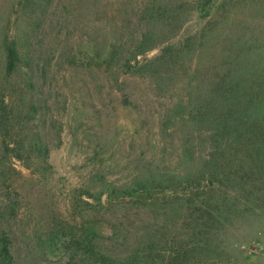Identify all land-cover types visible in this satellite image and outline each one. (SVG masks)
Returning a JSON list of instances; mask_svg holds the SVG:
<instances>
[{
	"label": "rangeland",
	"instance_id": "1",
	"mask_svg": "<svg viewBox=\"0 0 264 264\" xmlns=\"http://www.w3.org/2000/svg\"><path fill=\"white\" fill-rule=\"evenodd\" d=\"M200 2L0 0V264H99L104 252L116 264H160L188 220L206 213L221 229L196 264H264L238 248L264 243V188L248 195L251 143L240 157L235 146L210 160V127L196 115L229 51L255 47L248 60L264 63V0H213L195 19ZM158 5L164 20L141 19ZM147 28L153 37L136 59L168 47L162 66L107 58L109 43L122 41L126 54ZM5 39L22 56L10 77ZM188 103L195 122L184 124ZM222 169L237 171L241 186L209 174ZM136 184L146 187L139 201ZM190 195L233 199L189 217Z\"/></svg>",
	"mask_w": 264,
	"mask_h": 264
},
{
	"label": "trees",
	"instance_id": "2",
	"mask_svg": "<svg viewBox=\"0 0 264 264\" xmlns=\"http://www.w3.org/2000/svg\"><path fill=\"white\" fill-rule=\"evenodd\" d=\"M196 1L199 3L200 0ZM212 2L213 0H202V2H200L201 5L196 9L195 19L209 16ZM147 9L148 8H146L145 11H147ZM167 9L166 12L168 11ZM164 12L165 8L158 5L151 11H148L149 14L145 15V17H141V19L146 22L159 21L163 19ZM151 37H153L152 31L150 28H147L140 42L138 41L136 49L128 51L123 55L120 54L121 51L119 48V46H123L122 41L109 43L106 51L107 58L116 59L117 64L119 61H124V66H128L134 70H141L151 65L153 66L156 62L158 64L157 66H162L167 62L165 52L168 47H162L158 55L146 62L139 63L136 59L137 55L143 54L147 50L142 48V44L147 42ZM254 48L255 47L250 48L239 45L234 50L229 51L225 59L220 61V65H222L216 70L213 78L208 79L207 83L201 88L203 101L196 109L198 121L206 123L210 127L209 131H207L210 149L212 151L209 154V158L211 157L210 160H216L218 158V156H216L217 154L221 155L235 146H241L235 150L238 152V157H240L239 152L242 150V147L244 148V145L251 143L252 149L250 158H252V175L249 181L248 192L251 198L254 193L260 192L264 188V63L260 60L251 62L248 60L247 57L250 53L247 51H251V49ZM4 53V72L7 77H10L18 69L22 61L21 53L14 39H5ZM178 53H180V51H178ZM132 59L135 60L133 64L130 63ZM152 76H154V72ZM159 77L164 79L163 73H160ZM194 106L195 105H191V103H188L186 106V108H188L186 111L187 113L180 119V121H184V124H186V122H195L192 114ZM169 121L172 122V126L176 124L175 117H172V114L169 117ZM7 146L8 143H5L4 147L6 149H8ZM46 150L45 148L44 153H46ZM209 174H215L218 180H221V177L226 179L233 187L237 185L241 186V177L237 174V171L222 169L221 171H210ZM146 181L149 180H145V182ZM136 185L137 186L132 185L130 188L136 190L133 196L139 201L143 197V192L146 187H142L139 184ZM125 188H127V186H125L124 189ZM232 199L233 198L219 195L218 197L210 196L204 201L198 200V203H196V198L190 195L184 200V205L189 212L192 207L197 206V208H193L194 210L188 215L191 217L192 214L197 213V210L200 212L202 208H206L210 206V204L218 206L210 209L211 213L215 212V210L223 204L229 205L230 203H228V200L231 201ZM146 200L148 199H145V201ZM216 215L218 216L220 213ZM213 216V214L206 213L204 217L202 214H198L195 220H191L190 218L188 223L191 225L183 229V237L178 234L182 238V241L175 247L174 251H172L173 253H169L168 256L157 255L155 260H159L158 262L160 264H196L193 259L196 251H198L200 255L207 257L212 250L214 251L215 248H213L211 242L217 237L221 229V226H210L207 224V219H209V217L211 220H215L212 219ZM217 216L215 218L218 219ZM182 228H184V226ZM111 256V253H102L98 263L116 264L112 261ZM202 260L203 259L198 263L208 264L207 261Z\"/></svg>",
	"mask_w": 264,
	"mask_h": 264
},
{
	"label": "built area",
	"instance_id": "3",
	"mask_svg": "<svg viewBox=\"0 0 264 264\" xmlns=\"http://www.w3.org/2000/svg\"><path fill=\"white\" fill-rule=\"evenodd\" d=\"M238 248L241 250V251H248L249 253H260L261 255L264 256V243H261V244H255V245H251V246H248L244 243L238 245Z\"/></svg>",
	"mask_w": 264,
	"mask_h": 264
}]
</instances>
